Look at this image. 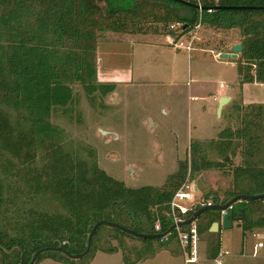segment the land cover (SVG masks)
<instances>
[{"label":"trees","instance_id":"16d2710c","mask_svg":"<svg viewBox=\"0 0 264 264\" xmlns=\"http://www.w3.org/2000/svg\"><path fill=\"white\" fill-rule=\"evenodd\" d=\"M202 6L214 5L205 2ZM215 6L264 8V0H217ZM195 16L192 8L171 0H0V264H28L34 252L45 247L78 255L85 249L92 225L99 221L153 234V210L159 214L163 233L170 224L161 214L187 175L230 172V187L222 198L208 192L198 199L201 204L223 205L237 195L264 194L261 105L233 108L239 123L235 130L225 128L207 143L189 141L187 160L177 163L176 171L160 189L126 188L97 167L92 152L80 157L67 150L60 131L48 122L53 108L71 102L73 84L87 97L114 91L113 84L96 83L98 35H145L137 27L141 21L161 29L170 23L191 26ZM201 22L213 29H238L241 53L236 70L240 83L264 84V10H214L202 13ZM238 149L240 162L232 167ZM260 205L264 203L232 205V221L240 223L242 234L264 227L260 214L256 221L251 218ZM218 220L215 211L198 217L199 237L208 234ZM103 234L107 238L101 242ZM173 237L161 243L101 226L84 258L70 260L63 254L46 252L33 264L46 259L88 264L97 252H119L122 264H137L161 250L179 254ZM124 240L136 242L138 249H129ZM170 240L177 248L168 246ZM218 250L216 241L209 258Z\"/></svg>","mask_w":264,"mask_h":264},{"label":"rangeland","instance_id":"374dc122","mask_svg":"<svg viewBox=\"0 0 264 264\" xmlns=\"http://www.w3.org/2000/svg\"><path fill=\"white\" fill-rule=\"evenodd\" d=\"M138 26L145 35H98L96 83L113 84L114 91L106 96L95 92L87 97L79 85L73 84L71 102L63 108H53L48 122L60 131L67 150L80 157L92 152L97 167L126 188L160 189L176 171L177 163L187 160L189 141L207 143L223 129L235 130L239 126L233 108L240 106L236 85L240 59H215L214 55L239 42L240 37L238 29L204 25L196 32L199 40L193 42L195 50L187 55L184 50L174 51L172 46L165 45L167 25L161 29L160 25L141 21ZM172 56L176 62L171 66ZM114 75L120 81L112 83ZM219 84L232 90L229 94L233 99L235 89L238 100L224 105L217 118L215 100L220 94ZM253 92L264 96L252 86L246 89L248 96ZM238 154L239 149L231 160L232 167L240 162ZM186 178L196 186L195 201L208 192L221 199L231 182L229 170L206 171ZM257 210L251 217L255 221L259 214L264 217V205ZM239 225L228 230L220 228L218 234L208 231L200 235L201 256L197 264H214L209 254L216 241L219 250L229 254L222 264H264V227H253L242 234ZM100 237L101 242L107 238L105 234ZM123 242L129 249H138L136 242ZM110 243L116 246L115 241ZM255 244L258 249L252 257ZM169 245L177 248L174 240ZM175 264H182L180 256Z\"/></svg>","mask_w":264,"mask_h":264},{"label":"built area","instance_id":"2783aa9c","mask_svg":"<svg viewBox=\"0 0 264 264\" xmlns=\"http://www.w3.org/2000/svg\"><path fill=\"white\" fill-rule=\"evenodd\" d=\"M195 6L193 9L196 12L195 23L191 26H187L183 23H170L166 27V36L164 43L167 46L177 50H184L188 55L194 51L193 42L199 40L196 37V32L200 30L204 25L201 22L202 13H211L214 11V7L217 0H181ZM211 3L213 7H203V3ZM197 190L193 182H189L186 178L179 188L173 193L170 201L165 206V210L162 212V218L166 219L171 225L176 226L177 223L184 222L188 217L189 213L195 212L201 207H209L211 203L201 204L200 201H195ZM240 203V202H239ZM227 209L232 210V206ZM226 210L218 212L219 218L226 213ZM155 215L153 231L154 234L161 233L159 214L156 210L152 211ZM196 221L191 222L188 226L177 228L175 227L171 233L165 235L163 238L158 240L161 243H166L172 236L175 239L178 248L180 250V257L182 264H197L200 259V237L197 233ZM254 237V235L252 236ZM258 249V245L255 244L252 247L251 256H255V250ZM229 254L225 250H218L216 256L212 259L214 264H222V260L228 257Z\"/></svg>","mask_w":264,"mask_h":264},{"label":"water","instance_id":"95a60500","mask_svg":"<svg viewBox=\"0 0 264 264\" xmlns=\"http://www.w3.org/2000/svg\"><path fill=\"white\" fill-rule=\"evenodd\" d=\"M175 3H178L182 6L185 7H189V8H193L195 9V6H192L191 4H188L187 2L181 1V0H171ZM214 10H264V8H248V7H228V8H223V7H214ZM241 53V45L240 44H235L233 45L230 49H229V53H219L216 57L219 59H227V60H235L237 58L238 55H240ZM115 98V95L112 94V99L113 100ZM229 101V98L227 97H221L218 99V103H217V107H216V117L219 118L220 113H221V109L224 105H226ZM100 134H106V132L104 131H99ZM253 201H262L264 203V194H257V195H237L233 198H231L229 201H227L225 204L223 205H212L209 207H201L199 209H197L195 212L189 213V217L182 223H177L176 226L171 225L169 227V229L163 233H159V234H150V235H146V234H141V233H135L133 230H129L126 228H123L121 226H118L116 224L110 223V222H106V221H99L96 222L95 224L92 225L86 240H85V249L82 253L78 254V255H69L67 252L63 251L62 249H60L59 247L53 248V247H45L42 249L37 250L36 252H34V254L32 255L30 261L28 264H33L34 261L36 260L37 256L42 254V253H46V252H55V253H60L63 254L64 256H66L68 259L70 260H79L84 258L89 250H90V241L91 238L94 234V232L101 226H105V227H109L115 230L120 231L121 233H124L126 235H129L133 238L136 239H143V240H160L161 238H163L165 235L171 233V231H173V229L175 227L177 228H182L185 226H188L191 222L197 220L198 217H200L204 212L206 211H215V212H220L223 210H226L229 206H232L236 203L239 202H253ZM232 217H233V211L231 209H227L226 213L224 215L221 216L220 221H219V225L221 226V228L223 230H228L230 229L231 226V221H232ZM217 226L218 223H213L211 224L210 228L208 229V231L210 233L216 232L217 231Z\"/></svg>","mask_w":264,"mask_h":264},{"label":"crops","instance_id":"0c3cea01","mask_svg":"<svg viewBox=\"0 0 264 264\" xmlns=\"http://www.w3.org/2000/svg\"><path fill=\"white\" fill-rule=\"evenodd\" d=\"M235 44H239V42L232 43V44L228 45L227 47H225L227 50H225V51L221 50V51H218L217 53H229V49ZM216 56H217V54L214 55L215 59L217 58ZM237 58H239V56H237ZM237 58L235 60H237ZM169 61L171 63V66H172V64H174V62H176L175 59L173 58V56L170 58ZM103 74H105V76H109V74H107V73H103ZM114 76H116V75H114ZM172 77H174V76L172 75ZM117 78H118L117 76L115 78L112 77L111 82L116 83L117 81H120L119 78L118 79ZM236 83H237L236 85L239 87V92H240V94H239L240 106L236 105L237 108L245 107L248 105H261L263 107V110H264V96L263 95H262V97H259V96L255 95L253 92L252 95L248 96L246 93V89L249 86H252L253 88H256L257 90H259V92L262 94V93H264V84H257L255 82L241 84L240 83V76L238 74H237ZM218 90H219L220 94L217 96L215 102H217V100L221 97L229 98L228 104L232 103V101L238 100V96L235 95V89L233 90L234 99L231 96V94H229V92L230 93L232 92L231 89L226 88L225 86H222L221 84H219ZM193 99H195V98H193ZM212 100L214 101V98ZM221 111H222V109H221ZM219 221H220V218L217 222L218 223L217 231H216L217 234L219 233V230L221 228V226L219 225L220 224ZM234 224L237 225V222L231 221L230 229L232 228V226ZM168 246L170 248L172 247L169 244H168ZM177 256H180V252H179V254L176 255V254H172V252H169L166 250H161V251L157 252L152 258L141 261L137 264H175V260H176ZM38 264H60V263H56V262H53V261L47 259V260H42ZM88 264H122L121 255L119 253L104 254V253L97 252L94 254L93 258L91 259V261Z\"/></svg>","mask_w":264,"mask_h":264}]
</instances>
